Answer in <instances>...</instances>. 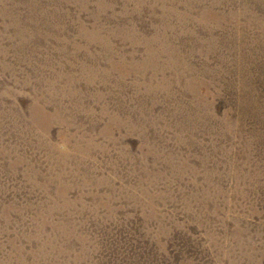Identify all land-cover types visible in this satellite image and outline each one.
<instances>
[{
  "label": "rangeland",
  "instance_id": "obj_1",
  "mask_svg": "<svg viewBox=\"0 0 264 264\" xmlns=\"http://www.w3.org/2000/svg\"><path fill=\"white\" fill-rule=\"evenodd\" d=\"M0 264H264V0H0Z\"/></svg>",
  "mask_w": 264,
  "mask_h": 264
}]
</instances>
